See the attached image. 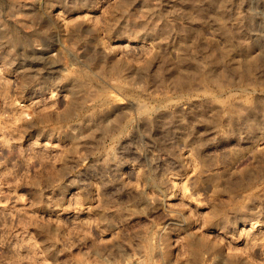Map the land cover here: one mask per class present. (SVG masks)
<instances>
[{
  "label": "rangeland",
  "instance_id": "1",
  "mask_svg": "<svg viewBox=\"0 0 264 264\" xmlns=\"http://www.w3.org/2000/svg\"><path fill=\"white\" fill-rule=\"evenodd\" d=\"M0 264H264V0H0Z\"/></svg>",
  "mask_w": 264,
  "mask_h": 264
},
{
  "label": "bare ground",
  "instance_id": "2",
  "mask_svg": "<svg viewBox=\"0 0 264 264\" xmlns=\"http://www.w3.org/2000/svg\"><path fill=\"white\" fill-rule=\"evenodd\" d=\"M226 41H227V40H226ZM228 44H229V43H228ZM229 45H230V44H229ZM249 74L251 75V73H249ZM242 78H243V77H242ZM242 80H243V79H242ZM74 81H75L74 79H71V82L74 83ZM244 82H246V81H244ZM256 82H257V81H256ZM189 84H190V83H189ZM241 84H242V82H241ZM259 84H260V83H259ZM244 86H245V85H244ZM260 86H261V85H260ZM244 106H245V105H244ZM246 106H247V105H246ZM242 107H243V106H242ZM250 107H251V106H250ZM252 107H253V106H252ZM243 108H244V107H243ZM245 108L247 109V107H245ZM245 108H244V109H245ZM246 109H245V110H246ZM254 109H255V108H254ZM245 110H244V111H245ZM249 110H250V109H249ZM246 111H248V110H246ZM250 111H252V109H251Z\"/></svg>",
  "mask_w": 264,
  "mask_h": 264
}]
</instances>
